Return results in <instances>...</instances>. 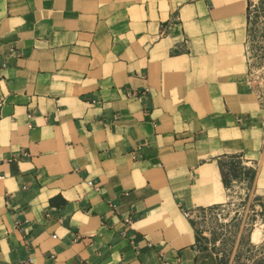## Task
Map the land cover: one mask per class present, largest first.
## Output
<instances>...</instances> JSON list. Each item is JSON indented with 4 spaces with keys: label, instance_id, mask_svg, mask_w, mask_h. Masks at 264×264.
Listing matches in <instances>:
<instances>
[{
    "label": "crops",
    "instance_id": "1",
    "mask_svg": "<svg viewBox=\"0 0 264 264\" xmlns=\"http://www.w3.org/2000/svg\"><path fill=\"white\" fill-rule=\"evenodd\" d=\"M247 8L0 0V264H201L223 164L264 148Z\"/></svg>",
    "mask_w": 264,
    "mask_h": 264
},
{
    "label": "rangeland",
    "instance_id": "2",
    "mask_svg": "<svg viewBox=\"0 0 264 264\" xmlns=\"http://www.w3.org/2000/svg\"><path fill=\"white\" fill-rule=\"evenodd\" d=\"M248 10L242 44L248 80L264 113V0H248ZM236 168L239 172L235 175ZM259 168L262 187L264 148L258 161L243 164L239 157H231L223 164L225 174H234L229 179L227 201L195 216L197 228L203 234L201 264H264V240L256 243L260 240L264 211L254 195L251 176L246 174L248 170L258 173ZM256 230L260 233L253 238ZM251 231L255 244L249 240Z\"/></svg>",
    "mask_w": 264,
    "mask_h": 264
},
{
    "label": "trees",
    "instance_id": "3",
    "mask_svg": "<svg viewBox=\"0 0 264 264\" xmlns=\"http://www.w3.org/2000/svg\"><path fill=\"white\" fill-rule=\"evenodd\" d=\"M249 14V10L247 8V15ZM249 16V15H248ZM239 172V169L236 168L235 171H234V174L236 175L237 173ZM247 175H250L251 176V181L253 182L254 179H255V176H256V171L255 170H248L246 172ZM222 178H223V184L225 186V188L228 187V183H229V179H227V177L225 176L224 174V171L222 170Z\"/></svg>",
    "mask_w": 264,
    "mask_h": 264
},
{
    "label": "built area",
    "instance_id": "4",
    "mask_svg": "<svg viewBox=\"0 0 264 264\" xmlns=\"http://www.w3.org/2000/svg\"><path fill=\"white\" fill-rule=\"evenodd\" d=\"M225 176L227 177V179H231L232 180L233 177H234V174H233V172L230 171V172H226Z\"/></svg>",
    "mask_w": 264,
    "mask_h": 264
},
{
    "label": "bare ground",
    "instance_id": "5",
    "mask_svg": "<svg viewBox=\"0 0 264 264\" xmlns=\"http://www.w3.org/2000/svg\"><path fill=\"white\" fill-rule=\"evenodd\" d=\"M260 232H259V230H256V231H254V233H253V238L256 236V235H258ZM256 240V239H255Z\"/></svg>",
    "mask_w": 264,
    "mask_h": 264
}]
</instances>
